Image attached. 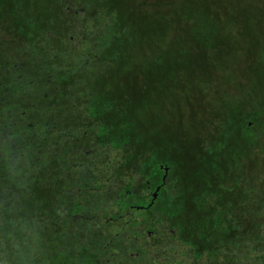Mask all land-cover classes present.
Returning <instances> with one entry per match:
<instances>
[{"label": "trees", "instance_id": "obj_1", "mask_svg": "<svg viewBox=\"0 0 264 264\" xmlns=\"http://www.w3.org/2000/svg\"><path fill=\"white\" fill-rule=\"evenodd\" d=\"M169 2L158 0L159 7L151 13L144 0H132V8L122 0H0L1 114L5 115L3 123L14 120L11 133L23 143L35 134L56 142V133L47 130L48 121L72 108L85 114L97 144L109 143L113 154L121 153L122 159L126 154L123 174L140 170L138 194L160 187L155 203L148 205L126 179L116 193L111 189L107 195L104 170L97 173L101 199L116 208L105 226L118 233L126 224L122 219L126 209L144 207L137 210L145 213L147 231L157 235L155 226L162 224L172 240L186 247L194 264L205 258L219 264L224 250L254 229L250 221L254 211L264 210V0H182L171 9ZM82 13L103 29L92 32L95 39L86 42L85 52L75 56L76 60L69 57L65 45L72 39L86 41L84 25L76 24L75 15ZM156 17L161 22L171 17L170 24L155 27L151 22ZM181 31L207 35L196 39L190 55L181 52L183 43L175 40ZM160 32L170 35L174 45L171 67L165 71L191 81V109L204 106L201 124L190 127L188 139L179 136L170 154L163 143L152 149L137 133L116 134L131 118L137 122L145 110L150 112V100L144 96H148L147 88L143 93L130 83L127 94L113 98L114 102L109 93L107 101H101L97 97L100 89L92 90L98 76L111 83L122 79L127 86L131 79L125 60L151 37L160 38ZM196 81L205 86L219 83L218 88L237 85L238 97L225 98L221 109H216L212 98L205 107L208 94L194 86ZM247 86L250 96L243 90ZM177 89L171 85V92ZM37 120H42V131L27 125ZM6 128L1 129L3 133ZM12 152L8 149L3 170H13ZM166 161H171V177L166 178L171 181V197L160 186ZM44 171L39 170L38 178H16L17 182L0 189V263L127 264L103 254L117 236L100 242L99 232L90 228L86 234L76 226L83 196L63 199L69 190L62 191L57 171L48 170L51 180L46 184ZM77 193L74 190L70 195ZM135 195L142 203L132 201ZM259 238L264 239V234ZM29 253L27 260L24 255Z\"/></svg>", "mask_w": 264, "mask_h": 264}, {"label": "rangeland", "instance_id": "obj_2", "mask_svg": "<svg viewBox=\"0 0 264 264\" xmlns=\"http://www.w3.org/2000/svg\"><path fill=\"white\" fill-rule=\"evenodd\" d=\"M117 1L119 2L121 0ZM134 1L138 2L140 0ZM168 1H170L169 6L171 9V5L173 7H179L182 0H163V3L165 4ZM144 3L145 9H148L151 13H154L157 7H159L158 0H144ZM122 4L126 7H133L132 0H122ZM73 6L75 7V4ZM75 16L77 17L76 24L84 25L87 32L86 41L79 43L76 39H72V43L71 41L66 42L65 50L70 52L69 57L71 59L77 60L78 58L75 56L85 52L87 48L86 42L95 39V37L93 38L92 36V32L103 29V26L102 24L98 26L97 23L92 20L90 15L86 13L78 14V16L76 14ZM169 21H171V17L167 22H161V20L156 17V19L152 20L151 24L154 23L155 27H157L159 25L163 26L164 24L169 25ZM171 23L173 24V21ZM95 26H97V29ZM69 30H71L70 26ZM77 30L78 29L75 28L73 32H76ZM181 32V34H177L175 40L183 43V45L180 46L182 48L181 52H187L190 55L191 51L195 50L193 45L195 44L196 39H203L207 35L202 33L197 37V35L192 33L185 35L184 31ZM231 35L233 38L235 37L234 33ZM171 42L170 35L161 33L160 38L156 36L153 38L151 37L150 40L148 39L147 42L142 43L138 49L135 51L132 50V54L125 60L128 78L129 80L131 79L127 86H125V82L122 79L119 81L114 79L111 83L110 80L103 79L101 76L95 77L92 82L93 91L97 92L99 91L98 89H100L97 97L101 101H107L108 93L111 97V102H114L113 98L118 97L121 94H127V89L131 87L130 83L137 86L138 90L141 92L147 88L148 96L150 98L146 94L144 96L150 100V112L145 110L140 116H138L139 118L137 122L131 118L129 123L119 127L121 130L116 132V134L119 136L121 133L125 135L126 132H131L133 135L134 133H137L138 137L151 143L152 149H154L156 144L163 143L165 148L168 149V154L171 153V147H177L175 140L179 136L185 139L191 137L190 134L192 129L190 127L197 128L201 124L199 121L200 112L204 110V106L199 108V106L195 105L193 106L194 108H190L189 101L191 100V87L189 84L191 81H189L188 78L185 79L184 76L165 71L166 67H171V61L173 59L172 54H175L171 51V49H174V45H171ZM141 52H146L147 54H143V56L141 55ZM140 55L141 57L139 59ZM111 73L113 74L112 70L110 71V75ZM205 81L206 79L204 78L202 82ZM171 85H177L178 89L171 92ZM218 85L219 83H214L213 86H205L199 81L195 82V87L205 89L208 94V99H206V102L204 103L205 107L209 105L207 104V101H211L212 98V104L216 109H221L220 107L225 102V98L238 97L237 85H223L219 88ZM214 88H218L216 95L212 93L216 90H214ZM245 89L247 96H250L252 93L251 90L248 86L243 88V90ZM103 93H105V95ZM31 124H34L37 129H39L41 125L40 123L31 121L27 122L28 126ZM10 132H12V130H10ZM171 140L173 142H171ZM23 147L24 145L19 141V144L16 143L15 148L12 149V153H14L12 154V157H14L15 160L12 159V161H14L13 167H18L20 170H0V189L9 187L17 182L15 180L16 178L18 181H28L34 176L35 178L39 177V170H31L28 168V161L24 158V156L27 155V151L24 150ZM7 152L8 148L2 146L0 150V163L6 162L8 157ZM95 160L98 165L100 160L98 158H95ZM147 164L148 160L146 161V165ZM163 165H165V169L168 171L167 177L169 179L171 177V161H166ZM98 167L102 168V166H97V168ZM161 170H163V167ZM101 171L102 170L92 171L88 179H83L81 176L78 177L80 179L73 185V187L75 191H77L78 188H82L83 190L87 187H91L89 196H87L84 191L78 192V196H83L85 201H83L84 203H81L82 209L80 212V218H76V220H78L76 226L82 227L86 234H89L88 229L90 228L94 232H99L101 234L99 239L100 242L106 238L117 236L112 242L111 247L106 249L103 254L113 255L114 260L125 262L127 264H194L191 255L186 251V247L178 245L176 240H172L168 235L169 231L165 230L162 224L155 226L157 235H153V232L147 234V230L149 229H147V225L144 223L145 221L142 217L145 215L144 212L127 208V214L122 218L123 224H126L122 231L118 233L108 226L106 227L105 221L110 220L108 217L116 211V208L113 206L112 202H107L104 199H101L103 192L101 191L102 186L100 182L96 181L94 176V173L96 175ZM139 177L140 176L138 175H131L128 182L130 181L135 186L136 183L140 182ZM22 178L24 180H22ZM112 180V193H116L117 189L123 185L125 179ZM164 188H166L168 196L171 197V181H166ZM140 192L142 193L141 195L146 198V201L152 193V191L147 193L143 190ZM132 201L142 203L141 198H138L136 195L132 197ZM254 212L255 213L250 220L252 221V227L254 228L252 232L250 234L247 233L243 238H238L235 245H229V247L224 250L219 264H264V239L259 238L264 234L262 233V228H264V210H257ZM153 237L156 239L153 240ZM161 237L162 239H160ZM256 238L258 242L256 241ZM26 250L27 252L31 251L29 248ZM30 254L31 253L25 254L24 257L28 260ZM198 264L214 263L212 261L209 263L205 258Z\"/></svg>", "mask_w": 264, "mask_h": 264}, {"label": "flooded vegetation", "instance_id": "obj_3", "mask_svg": "<svg viewBox=\"0 0 264 264\" xmlns=\"http://www.w3.org/2000/svg\"><path fill=\"white\" fill-rule=\"evenodd\" d=\"M88 63V61H86ZM3 90V87L0 85V94ZM3 108V107H2ZM1 105H0V150L2 146H6L8 149H13L16 146V143L19 144V141L15 140L13 134L10 132L11 126L14 125V120L9 122L5 121V115L1 114ZM8 116H11L8 114ZM87 116L84 114H80L78 111L72 108L71 111L60 114V116L56 120L48 121L50 122L51 126L47 128V130L55 132L56 142L53 141H46L43 140L44 136L42 134H35L34 137L28 139L27 143H23V149L27 151V155L24 156L25 159L28 161V168L31 170H45L44 171V181L49 182L48 170H55L58 174V180L61 184L62 191L69 190L68 194H63L62 198L68 200H75L79 196L77 194L70 195V192H74L73 185L79 181L82 177L83 179H88L90 173L95 170H104L105 173V180L104 185L105 191L107 195H109L110 190L112 189L113 185V175L120 176L123 179H126L128 182V177L131 175H138L140 176V170H133V172L128 176V174H123L122 170L125 167L126 154L122 159V154L112 152L110 144H106L105 146H100L95 141V130L92 127L90 128L89 125L91 120L86 118ZM47 122V123H48ZM35 123H42V120H37ZM46 123V122H45ZM6 126L9 130L5 129V133L1 130L3 126ZM47 125V124H46ZM36 128V126H34ZM43 125L40 127V131H42ZM95 127V125H94ZM97 128V127H95ZM7 131V133H6ZM94 132V133H93ZM47 139V136H45ZM47 142V143H44ZM50 143V144H49ZM54 143V144H53ZM14 154V153H13ZM50 156H53L52 158ZM14 158V157H13ZM95 158H98L101 162L98 165L96 164ZM1 159V157H0ZM114 159V161H113ZM50 164V165H49ZM52 165V166H51ZM97 166H102V168ZM0 170H3V163H0ZM14 170V167H13ZM20 170V169H19ZM142 171V170H141ZM168 171L163 168V176L161 177L160 186H164L166 183ZM95 176V174H94ZM42 178V177H40ZM164 178V181H162ZM51 180V179H50ZM139 183H136L134 186L132 185L131 189L134 190L135 193L141 189L142 181L139 177ZM149 183L147 182V188H149ZM91 187H87L82 190V188H78L77 192L84 191L87 196H89L91 192ZM108 190H107V189ZM158 188L157 195L155 199H153V194L156 192ZM150 190L147 191V193ZM63 192V193H64ZM160 192V187L157 186L152 191L150 197L147 199L148 205L155 203L158 193ZM140 195V194H138ZM139 197H142L141 195ZM85 201L84 198L81 199ZM144 208L139 206H129L128 209H138ZM131 211V210H130ZM127 214V212H125ZM147 234H150L147 231Z\"/></svg>", "mask_w": 264, "mask_h": 264}, {"label": "water", "instance_id": "obj_4", "mask_svg": "<svg viewBox=\"0 0 264 264\" xmlns=\"http://www.w3.org/2000/svg\"><path fill=\"white\" fill-rule=\"evenodd\" d=\"M165 170H166V169H165ZM162 181H164V178H163V180H162ZM157 191H158V188L156 189V192L153 194V197H152L153 199H155V197H156V195H157V194H156V193H157ZM151 204H152V202H151Z\"/></svg>", "mask_w": 264, "mask_h": 264}]
</instances>
